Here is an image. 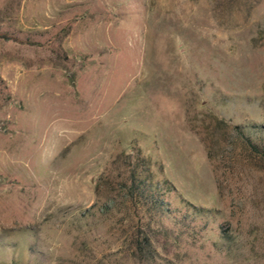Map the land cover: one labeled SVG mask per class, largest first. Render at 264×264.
I'll list each match as a JSON object with an SVG mask.
<instances>
[{
  "label": "rangeland",
  "instance_id": "1",
  "mask_svg": "<svg viewBox=\"0 0 264 264\" xmlns=\"http://www.w3.org/2000/svg\"><path fill=\"white\" fill-rule=\"evenodd\" d=\"M251 143L264 0H0V264H264Z\"/></svg>",
  "mask_w": 264,
  "mask_h": 264
},
{
  "label": "trees",
  "instance_id": "2",
  "mask_svg": "<svg viewBox=\"0 0 264 264\" xmlns=\"http://www.w3.org/2000/svg\"><path fill=\"white\" fill-rule=\"evenodd\" d=\"M252 147L254 148L255 151L258 152V154L264 159V149L260 148L257 144L255 143H251ZM140 186V184L136 183L135 181H133V183L131 184V188H138Z\"/></svg>",
  "mask_w": 264,
  "mask_h": 264
}]
</instances>
